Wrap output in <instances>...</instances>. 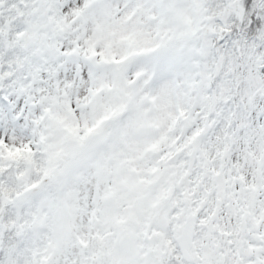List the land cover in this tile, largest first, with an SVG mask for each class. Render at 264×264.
Listing matches in <instances>:
<instances>
[{
	"label": "snow or ice",
	"instance_id": "obj_1",
	"mask_svg": "<svg viewBox=\"0 0 264 264\" xmlns=\"http://www.w3.org/2000/svg\"><path fill=\"white\" fill-rule=\"evenodd\" d=\"M0 264H264V0H0Z\"/></svg>",
	"mask_w": 264,
	"mask_h": 264
}]
</instances>
